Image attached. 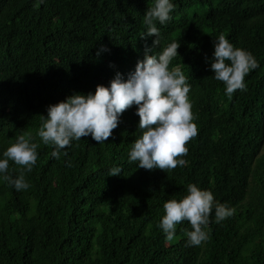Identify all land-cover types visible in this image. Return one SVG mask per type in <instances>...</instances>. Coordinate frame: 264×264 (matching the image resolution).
Returning a JSON list of instances; mask_svg holds the SVG:
<instances>
[{"label": "trees", "instance_id": "trees-1", "mask_svg": "<svg viewBox=\"0 0 264 264\" xmlns=\"http://www.w3.org/2000/svg\"><path fill=\"white\" fill-rule=\"evenodd\" d=\"M172 19L157 22L162 40L141 36L154 0H0V157L17 136L31 133L38 159L30 184L17 191L0 179V264H264V0H174ZM224 34L259 63L246 90L225 94L210 61ZM181 43L170 67L191 84L198 133L184 166L145 170L129 163L142 134L136 106L125 110L105 143L73 141L51 157L37 132L47 106L73 93H94L117 72L135 70L146 48ZM100 45L108 52L97 56ZM63 151V150H62ZM70 162V166L69 163ZM120 166L119 176H107ZM22 166L9 162L16 177ZM211 190L234 209L188 246L187 220L172 241L158 227L163 205L187 185Z\"/></svg>", "mask_w": 264, "mask_h": 264}, {"label": "clouds", "instance_id": "clouds-1", "mask_svg": "<svg viewBox=\"0 0 264 264\" xmlns=\"http://www.w3.org/2000/svg\"><path fill=\"white\" fill-rule=\"evenodd\" d=\"M174 9V0H154V6L148 7L144 15L146 31L141 37L154 36L153 45L160 46L162 36L157 22L160 25L169 22ZM213 45L210 68L214 79L224 83L228 96L236 90L245 91V77L259 67L255 56L235 47L224 34L213 38ZM180 46L181 43L172 41L159 52L146 48L144 58L126 79L117 72L108 85H97L94 93H73L65 100L48 105L37 135L43 144L53 146L51 157L67 156V148L82 137L91 136L98 144L105 143L118 127L123 112L135 105L142 134L131 145L129 163L138 162L137 167L145 170L166 171L184 166L186 144L197 135L198 129L188 95L191 84L179 66L170 67L172 60L181 56ZM108 51L106 45H100L97 56ZM38 147L31 133L17 136L0 157V179L17 191L28 189L30 184L24 173L31 172L36 164ZM10 161L22 166L16 177L9 174ZM122 172V167L113 166L107 176H119ZM163 208L165 214L158 227L165 234V240L172 241L177 225L187 220L192 229L186 231L188 246H198L207 239L205 229L213 210L216 223L234 213L227 202L216 200L211 190L192 183L187 185V195L180 200L166 201Z\"/></svg>", "mask_w": 264, "mask_h": 264}]
</instances>
